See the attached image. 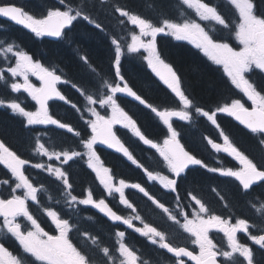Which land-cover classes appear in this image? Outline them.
Here are the masks:
<instances>
[{
    "label": "trees",
    "instance_id": "obj_1",
    "mask_svg": "<svg viewBox=\"0 0 264 264\" xmlns=\"http://www.w3.org/2000/svg\"><path fill=\"white\" fill-rule=\"evenodd\" d=\"M49 1L53 5H49ZM206 1L217 7L226 19L233 20L234 17H238V13L225 0ZM75 2L82 4L75 5ZM255 3L258 6L257 11L264 13V0H255ZM0 4L18 5L28 14L35 15L36 18H43L47 11L55 10L56 8L60 10L71 8L73 13L80 11L90 15L92 19L93 16L99 19V16L86 11V5L89 7L95 5V7L102 10L100 15L103 18L107 13H113L114 7L120 6L132 14L148 18L156 24H161L165 19H170L175 23L196 20L205 27V30L210 35L226 40L232 46H236L234 33H229L222 26L215 24L211 20L201 21L192 9L183 5L182 0H65L64 5H60L59 0H0ZM116 15L125 24L126 20L120 18L118 14ZM106 20L108 19L106 18ZM92 25L87 21L78 20L74 23L73 30H68V35L60 42H52L35 37V35L26 32L22 28L0 20V68L6 70L10 65H14L12 59L9 62L8 57L1 53V49L7 46H16L32 55L35 61L43 63L50 70L61 73L64 79L70 81L62 87L64 94L72 103H76L86 111L84 96L72 85H77L82 91H86L93 96H102L108 92L105 82L107 84L113 83L112 73L114 67L112 56L114 55L115 46L111 44V40L116 38L120 41L122 49L125 50V55L121 59L123 74L128 84L154 107L182 111L183 107L179 108L181 105L174 94L161 86L152 75L144 60V56L141 55L142 52L127 53L126 46L128 42L123 41L119 35L117 36V32H108L104 28L99 30L93 28ZM125 25L128 26V24ZM156 44L158 50L162 52V57L166 62L170 63L180 77L182 89L194 101L193 108L188 110L191 116L189 123L184 124L182 121L177 120L174 125L175 129L180 133V139L185 148L197 158L202 159L209 167L218 168V166H225L224 161L226 162V167H229L230 163L226 161L228 159L226 157H218L206 142V138L219 141L221 137L219 133L223 131L224 135L236 138L235 145L239 149L251 152V148L257 146V141L231 118L217 115L216 118L220 127L216 128L210 121L195 112L196 106L215 112L217 108L224 106L226 102L243 99V95L231 85L223 69L214 65L191 44L178 42L171 35H158ZM83 56L88 57L89 62L87 64L81 59ZM131 56L134 57L133 60L129 59ZM253 73L258 74V76H252L258 89L264 88V74L260 73L259 70H255ZM11 79V75L5 71V79L0 81V100H4L5 103L15 100L21 103L26 110H37L35 102L31 100L27 93H14L11 91ZM115 82L117 83L118 80ZM119 101L121 106L128 112L130 111L135 118H137V111L133 110H138V116L142 123L141 128L149 138L151 137L149 134L150 130L154 131L158 127L159 132L163 131L151 117V111L128 99L120 97ZM160 102L166 103V105L161 106L159 105ZM50 112L54 118L62 122H68L80 130L82 137H91L90 127L83 122L88 117L84 116L81 119V114L72 109L70 104L52 103ZM64 113L67 115L65 116ZM122 138L134 157L138 158L139 162L144 166L141 167L142 170L146 168L152 173L167 175V169L151 163L154 158V151L145 147L132 135L125 137L123 134ZM79 139L56 126H27L24 117L15 114L11 109L0 107V141L21 158L30 162L26 171L30 181L38 189L37 201L35 203L29 202L30 209L35 217H46L47 211L52 210L56 211L62 219H67L72 227L70 236L75 245L98 250L94 252L93 264H106V261H97V258H100L103 254L101 251L103 247L110 249L111 259L116 258L119 246L116 236L117 230L126 231L128 236L125 241L128 247L140 255L145 262L167 264L170 257L147 238L137 233L134 234L125 227L115 226L91 207L79 203H71L68 196L69 190L64 187L60 180L48 171L32 167L33 164L37 163H43L46 166L51 165L53 168L61 167L66 171L69 182L73 185L71 192L77 196L78 200L86 199L89 191L92 192L95 200L106 199V192L101 188L91 168L88 167L86 155L74 157L68 164H61L60 161L48 160L47 157L42 156L37 150L38 145L43 143L49 151L86 152L87 150L78 142ZM97 151L104 165L111 170L115 181L125 179L129 182L139 183L150 195H153L156 200L163 203L169 210L188 209L189 205L192 204L189 196L191 193L203 200L207 208L211 209V213H214L213 202H218L215 195L217 187L227 200L229 209L236 212L235 214L238 217L251 218V216H255L252 211L254 205L251 203L253 198L256 197L254 196L256 194L255 191L244 193L236 184H231L229 180L220 178L216 172H209L206 168H191L180 178L177 188L178 197L174 198L159 186L150 185L144 179L145 174H143V171L135 170L122 156L102 148H97ZM138 177H141L139 181ZM0 181H8L7 184H0V196L2 198L8 197L11 188L14 187L17 181L11 171L3 164H0ZM218 183H229V185L220 187ZM20 192L22 190H17L16 194H20ZM127 196L133 207L137 209L138 213L136 214L143 221L156 226L163 232L167 231L169 223L166 213L137 191L130 190ZM217 204L220 205L219 203ZM112 205L122 215L132 214L114 203ZM135 215H131L132 218H135ZM251 222L254 224V221ZM257 226L256 228L254 227L255 230L253 232L255 234L256 232L264 233V225L261 226L257 223ZM78 233H80V236H77ZM86 233L92 234L93 238L88 240L87 245H83L81 241H86L83 237ZM4 236H7L6 233L2 236V232H0V239H5ZM93 240H95V243H93ZM168 242L171 243L173 241L168 238ZM14 249L15 252L18 250L16 246H14ZM111 259L110 261L108 259L107 264H112Z\"/></svg>",
    "mask_w": 264,
    "mask_h": 264
},
{
    "label": "snow or ice",
    "instance_id": "obj_2",
    "mask_svg": "<svg viewBox=\"0 0 264 264\" xmlns=\"http://www.w3.org/2000/svg\"><path fill=\"white\" fill-rule=\"evenodd\" d=\"M225 2L230 6H234V11L238 12V17H234L233 20L226 19L217 7L205 2V0H182L183 5L194 9L201 21L213 20L222 26L224 30L234 33L235 40L242 46L239 49L232 47L226 40L210 35L205 30V27L195 20L175 23L170 19H165L161 24H156L148 18L132 14L120 6L114 7L112 11L139 29L138 34L135 32L131 34V43L127 44L126 52L139 53L141 49H144L148 53L146 58L148 66L178 98L184 109L193 108L194 101L186 95L177 72L174 71L170 63L166 62L162 57V52L158 50L156 44L158 35H171L177 41H189L194 44L197 49L201 50L215 64L223 66L231 83L254 106L249 111V108L245 107L240 99H235L230 103H225L223 107L217 108L216 112L205 110L199 106L195 107V112L210 121L216 128L220 127L216 118L217 112L227 114L250 129L252 133H259L264 136V95H262L264 88L258 90L255 82L246 77V74L253 73L255 70L264 73V13L257 11L258 6L255 0H225ZM59 4L64 5L65 0H59ZM0 17H6L15 24L30 30L38 38L55 37L59 39L65 37L68 35L65 29L72 31L73 22L78 20L87 21L93 24L96 29H102L101 23L93 20L90 15L80 11L73 13L71 8H68V10L56 8L55 10L47 11L43 18H36L35 15L28 14L21 7L3 4L0 5ZM145 37L150 39L145 42ZM111 44L115 46L114 55L112 56L114 67L112 73L113 83L107 84L105 82L108 92L102 96H93L86 91H82L77 85H72L84 96L86 111L76 103H72L57 90V84L70 82L67 79H62V74H57L55 70H50L43 63L35 61L33 56L26 51H13L9 47L6 49V53H12L15 58V66L10 65L6 70L0 68V81L5 79V71L10 73L11 77L22 78L23 83H11V91L14 93H27L39 108L38 110H26L21 103L15 100L8 103L0 100V107L11 109L14 113L25 117L28 125L56 126L80 138L78 142L83 145L87 150L86 152L49 151L43 143L38 145L37 150L42 156L47 157L48 160L60 161L61 164H68L74 157L86 155L88 167L95 172L99 183L103 185L109 195L113 191L119 193L120 202L127 208L133 209V205L125 198L124 193V189L130 187L138 189L157 207L163 209L164 213H168L172 221L179 224L180 221L177 219V215H182L185 222L181 227L190 233L192 237L191 243L199 249L198 254H194V250H188L187 247L172 246L170 243L164 242L165 237L163 234L148 225H145L144 228L135 229L142 235L148 236L153 244L157 243L155 237H159L160 247L166 249L177 258L176 264H185L183 257L194 261L195 264H219L218 258L223 257L226 261L231 260L236 253H239L247 264H253L252 249L238 241L237 233L243 232L249 235V239L262 249H264V235H250V225L246 219L237 218L233 224L231 220L222 218L220 215H211L201 199L191 193L189 194L190 200L194 201L192 207L196 208L198 205V209L192 213L181 209L179 213L173 215L163 203L156 200L139 183L126 184L124 179H120L119 186H116L113 182V176L110 174L111 170L104 167L100 156L97 155L94 147L96 144L114 148L117 152H121L132 164L137 167H144L133 157L128 147L121 142L116 132L113 131L114 125L117 124L129 129L135 137H138L145 145L150 146L159 153L163 162H166L167 170L176 178L170 179L168 175L161 176L159 173L154 175L152 171L145 168L146 175L150 180H159L164 188L173 192L178 188L177 178H181L182 173L190 170V166H200L201 168H206L209 172H219L223 176L234 177L240 182L244 191L254 190L253 185L258 184V182H264V162L258 164L239 151L229 140V137L224 135L223 131L219 134L223 137L226 147L214 142L211 138H206V142L216 152H226L238 160L240 165H242L240 170L234 171L232 169L224 170L209 167L202 159L191 154L178 139L179 133L172 123L173 117L179 118L180 121L190 120V113L188 111L175 110L160 111L138 95L129 86L123 74L121 58L125 55V50L122 49L120 41L116 38L111 40ZM81 59L85 64L89 62L87 56H83ZM30 76L36 77L41 82V87H36L30 81ZM116 80H119L120 83H116ZM117 93H124L150 109L166 126V134H170L168 138L163 139L162 144H160L146 137L137 126L136 121L117 103L115 98ZM53 99L70 104L72 109L81 114V119L84 116L88 117L83 122L91 129L90 138L82 137L80 130L72 124L62 122L49 114L48 102ZM106 106L112 109L110 117L101 115L100 111L97 110ZM261 143L264 144V139L261 140ZM29 163V160L21 158L0 141V164L9 169L17 181L14 187L11 188L8 197L0 198V218H3L0 228L6 227L7 233L15 240L19 248V252H13L3 242H0V264H92L88 254L75 246L69 238L71 227L67 219H62L56 211H47V216L51 218L55 229L59 231V235H53L45 231L41 222L29 211L28 201L36 202L38 191L23 170L24 166ZM32 167L48 171L60 180L64 187L69 190L68 196L71 203L91 205L101 212L107 210L105 214L110 219L120 221L129 228L133 227L131 219L118 215L109 207L105 199H99L98 201L93 199L91 191L88 192L86 199L78 200L77 196L71 192L73 185L69 182L66 171L61 167L53 168L51 165L46 166L43 163L33 164ZM0 183L7 184L8 181H0ZM17 190L23 191L20 194H16ZM225 206L227 207V205ZM190 215L192 216L191 219L189 218ZM18 217L24 218L30 224L28 230H22L21 223L17 222ZM135 218L139 219L138 216ZM213 230L222 232L227 237V248L230 251L217 247L209 236V232ZM117 235L123 238L125 233L121 231ZM93 243H95V240H93ZM101 251L105 257L112 258L108 247H103ZM119 252L125 258L121 261V264H136L139 259L135 252L123 242H119Z\"/></svg>",
    "mask_w": 264,
    "mask_h": 264
},
{
    "label": "flooded vegetation",
    "instance_id": "obj_3",
    "mask_svg": "<svg viewBox=\"0 0 264 264\" xmlns=\"http://www.w3.org/2000/svg\"><path fill=\"white\" fill-rule=\"evenodd\" d=\"M153 72V71H152ZM264 74V73H263ZM152 75L156 76V74L153 72ZM154 76V77H155ZM252 76H258V74H254V73H248L247 77L253 81V78ZM157 77V76H156ZM155 77V78H156ZM159 79V77H157ZM156 78V80L159 82V84L163 87H166L167 86L163 83V81H161L160 79L158 80ZM120 83V81L118 82ZM256 85V84H255ZM39 87H41V83L39 85ZM257 87V85H256ZM258 89V87H257ZM259 90V89H258ZM243 94V93H242ZM264 95V94H262ZM243 99H241V102L244 103L245 107H248L249 110H252V106L251 105V101H248L247 100V97L243 94L242 96ZM232 101V100H231ZM230 101V102H231ZM230 102H226V103H230ZM223 107V106H222ZM133 111H137L136 112V115H137V118H135L133 116V114L130 112H127L137 123V126L140 127V129L142 130L141 128V119L139 118L138 116V110L137 109H134ZM172 111V110H170ZM126 112V111H125ZM216 112V111H215ZM151 114V117L154 118V119H157L158 123H159V126L162 128V132H159L160 133V136L159 137H154V135L152 133L149 132L150 134V138L153 140V142H160V144H162V141L163 139L165 138H168V136L170 134H165V131H166V126L163 125V122L159 119V117H156L154 113H150ZM217 115H224L228 118H232V116H228L227 114H220L219 112L217 113ZM176 117H173L172 118V123L174 122ZM184 124H187L188 121H182ZM176 123V122H175ZM174 123V125H175ZM140 125V126H139ZM238 125V124H237ZM175 127V126H174ZM240 127V126H239ZM241 128V127H240ZM243 129V128H242ZM244 130V129H243ZM246 131V130H245ZM118 132H123V134L125 135V137H130L131 135V131L129 129H125L123 127H118ZM143 132V130H142ZM179 133V132H178ZM249 133V132H248ZM144 134L146 135V133L144 132ZM251 136L253 137V139H255L257 141V146L254 148H251V152H249L247 150L246 151H242L241 149H239L235 144H236V138L235 137H231V136H228L229 137V140L233 143V145L239 150L241 151L243 154L247 155L250 159H253L254 162L256 163H262L264 162V144L261 143V140L264 139V136H262L261 134L259 133H250ZM147 136V135H146ZM148 137V136H147ZM149 138V137H148ZM179 139H180V133H179ZM180 142H181V139H180ZM217 143H220L222 146H225L226 145L224 144V140H223V137L219 138V141H217ZM192 154V153H191ZM154 155V158L151 160V163L153 164H156L157 166H162V167H165L167 168V165H166V162H163L162 158L159 156V153L158 152H154L153 153ZM217 155L218 156H221V157H227L228 160H226L227 162L230 163V166L229 167H226V168H221V169H224V170H227V169H232L234 171H238L242 168V165H240L239 161L236 160L233 156L229 155L228 153L226 152H217ZM137 161L139 162L138 158H137ZM132 163V162H131ZM141 164V162H139ZM226 162L224 161V165L226 166L225 164ZM133 168L135 170H139L141 171L139 168L140 167H137L136 165L132 164ZM201 169V167H199ZM188 170H186L187 172ZM185 172V173H186ZM93 173L95 174V172L93 171ZM185 173H182V175H184ZM111 174V173H110ZM170 174V172H169ZM168 174V176H169ZM218 176L220 178H224L226 180H229L231 184H236L240 190L244 193H252L253 191H255V195L256 196L255 198H253V201L251 202L254 206L252 207V211L254 213L255 216H251V218H248V217H238L234 212L233 210L231 211L229 209V204L227 202V200L224 198V196L222 195L221 191H219V189L216 187V192H215V195L217 197V203H219L220 205H218L217 203L213 202V205H214V213H211V209H209V214L211 215H220L222 218H225V219H229L232 221V223L234 224L236 222V219L237 218H240V219H246L250 225L249 227V234L250 235H264V233H257L256 234L253 232L255 230L257 226V223L259 225H264V186H261V185H264V182L261 183L260 185H257V186H254L253 189L254 190H250V191H244L243 188H242V185L240 184V182L238 180H236L234 177H227V176H223L221 175L219 172H217ZM96 175V174H95ZM172 178H176L174 177V175H172ZM141 179V177H138V181ZM144 179L149 183V184H153L155 182H157L156 180L153 181V180H150L148 179L147 175H144ZM171 179V178H170ZM99 180V179H98ZM178 182L180 180V178H177ZM137 181V182H138ZM113 182L115 183V180L113 179ZM126 184H131V182H125ZM158 185L166 190L168 193H170L169 195H171L172 197H176L178 195V192L177 190L175 192L171 191L170 189H167V188H164V186L160 185L159 182H157ZM156 183V184H157ZM229 183H226V184H221V183H218L220 187H225V186H228ZM179 184V183H178ZM116 186H119L116 185ZM179 186V185H178ZM104 188V187H103ZM130 188V187H129ZM126 190V188L124 189ZM106 191V190H105ZM107 192V191H106ZM114 192V191H113ZM114 194V193H113ZM112 194V195H113ZM178 197V196H177ZM222 197V198H221ZM204 204L205 202L203 200H201ZM119 202H120V199H119ZM194 201H192V204L189 205V208L184 210L185 212H189V213H192V212H195L197 209H198V205L196 206V208H193L192 205H193ZM120 205L123 206V204L120 202ZM227 205V207L225 206ZM30 204L28 203V208H29ZM205 206L207 207V205L205 204ZM216 208V209H215ZM181 208H178L177 210H169L173 215H176L177 213L176 212H180ZM29 211L32 213V210L29 208ZM33 214V213H32ZM35 217V216H34ZM38 219L39 222H41V225L42 227L45 228V231H48L49 234H53V235H59V231L55 229V225L51 222V218L46 216V217H36ZM189 218L191 219L192 216L190 215ZM177 219L180 221V223H176L174 221H170L169 223V227L167 228V231L164 232L165 234H163L164 237L166 238H170L173 242L170 243L172 246H180V247H187L188 250H194V254H198L199 253V249L198 247H196L195 245H193L191 243V240H192V237L190 235V233L186 232L183 227H181V225L185 222L184 219H183V216H179L177 215ZM251 221H254V224L251 222ZM3 222V221H2ZM17 222L21 223V227H22V230L26 231L30 228V224L22 217H18L17 218ZM254 226H253V225ZM255 227V228H254ZM6 233L7 236H4L5 239H0V242H3L5 244L6 247H8L10 250H12L13 252H15V249H14V246H16L18 248V245L17 243L15 242V240L13 238H11L10 234L7 233V230H6V227H4V234ZM71 231L69 232V238L72 240L71 238ZM135 234V232H133ZM86 237V241H81V243L83 245H87L88 244V237L90 234H84ZM77 236H80V233L77 234ZM209 236L210 238L213 239V242L217 245V247L219 248H223L225 250H229L227 248V244H228V241H227V237L224 236V234L222 232H218V231H211L209 232ZM237 239L238 241L241 243V244H245L247 246H249L251 249H252V253H253V264H264V249H262L259 245H256L254 244L250 239H249V235H246L245 233L243 232H238L237 233ZM73 244L75 245L74 241L72 240ZM76 246V245H75ZM80 250H82L83 252L87 253L88 256L90 257L91 259V262L93 264V260H94V252L95 251H98V250H94L90 247H78ZM16 252H19V248L18 250H16ZM136 256L139 258L136 262V264H151V263H147L143 260L142 257H140V255H138L136 252H135ZM176 257H171L170 256V260L167 264H176ZM184 261H185V264H193L191 263L188 259L186 258H182ZM219 261L221 262V264H247V262L243 259V257H241L239 255V253H236L233 255L232 259L231 260H224L223 257H220L218 258ZM107 261L108 258L104 256V254H102V256L99 258H97V261Z\"/></svg>",
    "mask_w": 264,
    "mask_h": 264
},
{
    "label": "bare ground",
    "instance_id": "obj_4",
    "mask_svg": "<svg viewBox=\"0 0 264 264\" xmlns=\"http://www.w3.org/2000/svg\"><path fill=\"white\" fill-rule=\"evenodd\" d=\"M79 3V4H78ZM75 5H81L82 3H80V2H75L74 3ZM49 5H53V3L52 2H50L49 1ZM85 7V6H84ZM86 11H88V12H92L93 14H96V15H98L99 16V19L97 18V17H95V16H93V19L95 20V21H98V22H100L101 23V25H102V28H104V29H106V30H108V32H117L118 34H116L117 36L119 35L120 36V38H122L123 39V41H126V42H129L130 40H131V34L133 33L132 31H131V29L128 27V26H126L118 17H117V15L114 13H107L106 15H104V18H103V16H101L100 15V11H102V10H100L98 7H95V5L94 6H87L86 5ZM107 16V17H106ZM106 18L109 20H106ZM113 23V24H109V23ZM92 27L93 28H95L94 27V25H92ZM100 30V29H99ZM47 40H49V41H52V42H60L59 40L58 41H53V40H50V39H48V38H46ZM129 59L130 60H133L134 59V57H129ZM58 74H61V73H58ZM168 104V103H167ZM159 105H161V106H164V105H166V103L165 104H163L162 102H160L159 103ZM170 105V104H169ZM158 110H160V111H163V109L162 108H160V107H156ZM64 115L66 116L67 114H65L64 113ZM140 115V114H139ZM153 120L159 125V123H158V121H157V119H154L153 118ZM156 127V126H155ZM150 132L154 135V137H159L160 136V133H159V129H158V127H156V130H150ZM100 261V260H99ZM101 262V261H100Z\"/></svg>",
    "mask_w": 264,
    "mask_h": 264
},
{
    "label": "water",
    "instance_id": "obj_5",
    "mask_svg": "<svg viewBox=\"0 0 264 264\" xmlns=\"http://www.w3.org/2000/svg\"><path fill=\"white\" fill-rule=\"evenodd\" d=\"M15 6V5H14ZM0 19H2V20H5V21H8V22H10V23H13V24H15L13 21H11L10 19H8V18H6V17H0ZM15 25H17V24H15ZM18 26H20V25H18ZM20 27H22V26H20ZM24 28V27H23ZM25 29V28H24ZM28 32H30V30H28V29H26ZM66 30V29H65ZM31 33V32H30ZM33 34V33H32ZM45 38H48V39H50V40H53V41H58V40H60L61 38H55V37H45ZM60 84H62V83H59V84H57L56 85V87H57V90H59L60 91V89H59V85ZM61 92V91H60ZM61 94H63L62 92H61ZM122 94H124V93H122ZM64 95V94H63ZM125 96H127L126 94H124ZM132 98V97H131ZM134 99V98H133ZM135 100V99H134ZM53 101H60V100H58V99H53V100H50L49 102H48V107H49V103L50 102H53ZM136 101V100H135ZM60 102H64V101H60ZM138 102V101H137ZM144 106V105H143ZM39 107V106H38ZM249 111H251V110H249ZM233 119H234V121L239 125V126H241V127H243L245 130H247V131H249V132H251V130L250 129H248V128H246L243 124H241L239 121H237L234 117H233ZM113 131L114 132H116L115 131V128L113 127ZM118 136V135H117ZM118 138H119V136H118ZM120 139V138H119ZM121 140V139H120ZM122 142V141H121ZM123 143V142H122ZM98 146H101V147H104V148H106V149H108V150H110V151H113V152H115V153H119V154H122L121 152H117L114 148H108L106 145H101V144H97ZM146 146H148V145H146ZM148 147H150V146H148ZM151 148V147H150ZM123 155V154H122ZM124 156V155H123ZM25 167V166H24ZM24 170V169H23ZM25 172V171H24ZM26 175V174H25ZM260 183H262V182H258V184H256V185H259ZM256 185H253V186H256ZM110 207V206H109ZM111 208V207H110ZM107 210H105V212H106ZM105 212H102L103 213V215L105 216V218L106 219H108L109 221H111V222H114V223H116V224H124V223H122V222H120V221H114V220H112V219H110V217L108 216V215H106L105 214ZM167 251V250H166ZM168 252V251H167ZM169 253V252H168ZM169 254H171L172 256H174L172 253H169ZM185 258H187V257H185ZM188 259V258H187ZM191 262H193L194 264H195V262L194 261H191ZM219 264H221L220 262H219Z\"/></svg>",
    "mask_w": 264,
    "mask_h": 264
},
{
    "label": "rangeland",
    "instance_id": "obj_6",
    "mask_svg": "<svg viewBox=\"0 0 264 264\" xmlns=\"http://www.w3.org/2000/svg\"><path fill=\"white\" fill-rule=\"evenodd\" d=\"M134 26V25H133ZM138 33H139V29H138ZM137 33V34H138ZM145 39V42H147L150 38H148V37H145L144 38ZM186 42H189V41H186ZM130 43H131V40H130ZM12 49H13V51H16V48L15 47H11ZM6 49H8V48H5L2 52H3V54H5L4 56H7L8 57V60H9V62H10V58L11 57H13V55H12V53H6ZM140 51H143V52H145L146 53V57L144 58L145 60H147L146 58H147V56H148V53L144 50V49H141ZM14 58V57H13ZM15 59V58H14ZM13 78V77H12ZM15 78H18L19 79V83H23V81H22V78H20V77H15ZM29 79H30V81L36 86V87H39V86H37L36 85V81H39V80H37L36 79V77H34V76H30L29 77ZM118 94V93H117ZM116 94V95H117ZM116 97V96H115ZM98 111H100V113H101V115H106V116H108V117H110L111 115H112V109H111V107H105V108H100V110L98 109ZM16 114V113H15ZM93 119H95L94 117H93ZM117 126H121V125H119V124H117ZM157 182H159L160 183V181L159 180H156ZM160 185H162L163 186V184H161L160 183ZM144 228V227H143ZM146 230V229H145ZM156 238H158V242H157V244L160 246V238L159 237H156ZM229 251H230V249H229Z\"/></svg>",
    "mask_w": 264,
    "mask_h": 264
}]
</instances>
